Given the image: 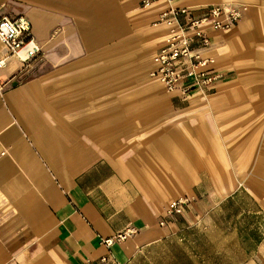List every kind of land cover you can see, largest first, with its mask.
I'll use <instances>...</instances> for the list:
<instances>
[{
    "label": "crops",
    "instance_id": "obj_1",
    "mask_svg": "<svg viewBox=\"0 0 264 264\" xmlns=\"http://www.w3.org/2000/svg\"><path fill=\"white\" fill-rule=\"evenodd\" d=\"M168 6L241 10L208 31L206 96L149 76ZM2 16L29 20L42 57L0 69V264H264V0H0Z\"/></svg>",
    "mask_w": 264,
    "mask_h": 264
},
{
    "label": "built area",
    "instance_id": "obj_2",
    "mask_svg": "<svg viewBox=\"0 0 264 264\" xmlns=\"http://www.w3.org/2000/svg\"><path fill=\"white\" fill-rule=\"evenodd\" d=\"M163 1L171 4L176 0H140V7L148 9L152 4ZM242 17L239 8L212 6L202 16H196L185 8H168L159 13L156 24L168 29V37L157 49L149 76L156 79L167 93L186 95L195 91L208 95L217 79L212 71L213 59L204 56L201 49L210 46L208 31L229 29ZM0 69L9 59L17 60L22 68L42 57L41 46L34 40L31 23L24 16L0 17ZM187 198H178L167 207V214L181 215L189 206ZM126 230L103 243L110 247L114 242H123L134 234ZM106 258L100 259L101 264Z\"/></svg>",
    "mask_w": 264,
    "mask_h": 264
}]
</instances>
